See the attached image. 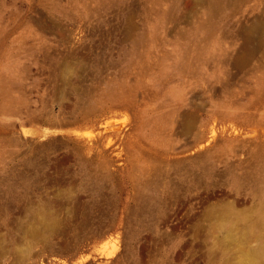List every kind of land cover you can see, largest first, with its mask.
<instances>
[{
	"label": "rangeland",
	"instance_id": "obj_1",
	"mask_svg": "<svg viewBox=\"0 0 264 264\" xmlns=\"http://www.w3.org/2000/svg\"><path fill=\"white\" fill-rule=\"evenodd\" d=\"M0 264H264V0H0Z\"/></svg>",
	"mask_w": 264,
	"mask_h": 264
}]
</instances>
